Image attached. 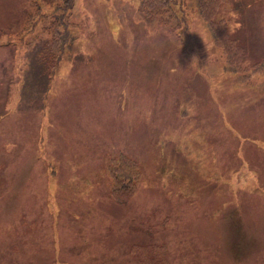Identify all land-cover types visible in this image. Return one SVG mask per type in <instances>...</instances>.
<instances>
[{
    "label": "rangeland",
    "instance_id": "rangeland-1",
    "mask_svg": "<svg viewBox=\"0 0 264 264\" xmlns=\"http://www.w3.org/2000/svg\"><path fill=\"white\" fill-rule=\"evenodd\" d=\"M172 7L0 0V40L16 41L0 45V264H264V0L215 13L243 76L192 0ZM51 20L75 47L53 68ZM117 152L140 171L126 202L108 192Z\"/></svg>",
    "mask_w": 264,
    "mask_h": 264
},
{
    "label": "trees",
    "instance_id": "trees-1",
    "mask_svg": "<svg viewBox=\"0 0 264 264\" xmlns=\"http://www.w3.org/2000/svg\"><path fill=\"white\" fill-rule=\"evenodd\" d=\"M47 4H50L52 8L67 9L70 7L72 0H45ZM193 7L198 14L199 18L203 22L204 26L209 31L211 40L214 45L219 47L223 57V68L227 71L242 73V70L246 67L241 65L243 57V49L241 45L235 41V39L227 32L225 20L215 18L218 5L224 0H192ZM184 4V0H138V9L144 16L159 15L163 11L168 9H174L172 6L179 7ZM44 12H40L39 8H35L32 17H28L25 21V29L21 30V34L29 33L35 23L33 19L38 16H43ZM61 18V17H60ZM25 20V19H24ZM30 20V21H29ZM27 26V27H26ZM48 33V53L45 55V59L48 62L50 68H53L56 64V60L60 59L61 53L73 54L74 48L71 45V41L74 39V34L67 32V26L62 21L54 22L51 20L47 22L45 27ZM43 29V25L40 28ZM20 37V36H19ZM9 38H5L0 41H7ZM62 53V54H63ZM251 70H260L264 72V58L255 61L250 65ZM247 74V73H246ZM106 169L109 174V195L116 201H128L129 198L135 193L136 182L140 176L139 167L135 158L123 153L117 152L114 156L108 159ZM158 263L161 260L157 261Z\"/></svg>",
    "mask_w": 264,
    "mask_h": 264
},
{
    "label": "crops",
    "instance_id": "crops-1",
    "mask_svg": "<svg viewBox=\"0 0 264 264\" xmlns=\"http://www.w3.org/2000/svg\"><path fill=\"white\" fill-rule=\"evenodd\" d=\"M210 94L213 95L212 90L210 89ZM195 98V95L193 96ZM211 108L214 110H219L220 112H222V105H218V104H212ZM257 126H260L259 124ZM206 134L208 136L211 135V131L209 130H201L199 129V139L201 140L203 137H206Z\"/></svg>",
    "mask_w": 264,
    "mask_h": 264
}]
</instances>
